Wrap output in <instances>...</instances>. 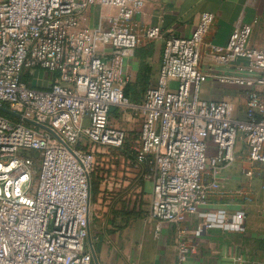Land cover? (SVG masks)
<instances>
[{
	"label": "built area",
	"instance_id": "2783aa9c",
	"mask_svg": "<svg viewBox=\"0 0 264 264\" xmlns=\"http://www.w3.org/2000/svg\"><path fill=\"white\" fill-rule=\"evenodd\" d=\"M95 5L117 9L113 24L82 28V14ZM143 5L0 1V264H92L93 180L99 205L121 199L145 221L179 229L196 216L198 237L211 229L245 232L246 206L214 209L210 197L227 194L219 178L224 169L239 162L251 180L264 167V92H245V118L237 120L226 102L203 100L200 91L210 77L203 65L238 59L246 61L248 77H213L264 89V48L250 45L257 21L236 25L225 46L205 41L215 20L210 12L201 14L191 36L165 38L158 81L135 104L125 96V54L162 36L160 26L134 25ZM33 81L47 88L32 87ZM112 108L134 127L113 126ZM239 141L246 158L237 155ZM236 194L251 203L249 191ZM177 252V263L187 264L184 239Z\"/></svg>",
	"mask_w": 264,
	"mask_h": 264
},
{
	"label": "crops",
	"instance_id": "0c3cea01",
	"mask_svg": "<svg viewBox=\"0 0 264 264\" xmlns=\"http://www.w3.org/2000/svg\"><path fill=\"white\" fill-rule=\"evenodd\" d=\"M4 1V0H0ZM144 5L134 16L135 26H160L162 36L138 49L125 54V90L134 99L143 98L146 90L156 85L162 61L164 39L171 36H191L199 24L201 14L210 12L215 20L205 38L218 46H225L238 24L252 23L250 45L264 48V0H143ZM95 5L84 12L80 19L82 28L105 29L113 24L117 9ZM246 63L238 59L228 66L203 65L202 70L210 75L204 83V92L209 91L207 101H224L228 104L229 117L237 120L245 118L247 90L264 92L258 86L246 89L239 85L220 83L213 75L229 74L248 77ZM239 158H246L245 144L237 143ZM239 165L240 172L241 164ZM257 174L250 180L240 177L232 167L224 169L220 178L227 191L223 197H210V207L235 211L243 209V198L236 194L239 188L249 191L251 203L245 207L247 213L246 230L243 233L211 229L202 236H195L199 222L196 216L179 229L165 223L152 221L160 227L156 236L152 228V238L142 241L141 228L145 217L136 212L129 216H116L101 231L95 234L94 249L99 264H178L177 243L184 239L190 246L187 264H264V167H256ZM120 228H114L116 223ZM144 222V223H143ZM154 222V223H153ZM110 225V226H109ZM147 226L150 225L146 224ZM187 234L182 235L184 230ZM241 258V261H236ZM94 263V261H93ZM92 263V264H93Z\"/></svg>",
	"mask_w": 264,
	"mask_h": 264
},
{
	"label": "rangeland",
	"instance_id": "374dc122",
	"mask_svg": "<svg viewBox=\"0 0 264 264\" xmlns=\"http://www.w3.org/2000/svg\"><path fill=\"white\" fill-rule=\"evenodd\" d=\"M116 10V9H115ZM204 85V84H203ZM202 85L201 87V91H200V98L201 99H207L209 98L208 94L209 91H205L204 92V86ZM10 116V114H8ZM110 123L113 126H116L118 128H122V129H126L129 130L131 128H133V125H130L126 122L125 117L121 116V113L118 115L116 114V110L114 108L111 109L110 111ZM39 166V163H36V167ZM233 171H238L240 177H242V179L245 180V176L243 174H241L240 169H239V165L238 164H234L232 166ZM152 185L150 183H147V185L145 186V193L146 194H151L152 193ZM249 204L245 203L244 206H248ZM130 212V211H129ZM110 209L103 205H99L98 204V196H93L92 195V201H91V236L93 238V245L95 244V232L96 231H101V229H103L105 226L108 225V221H109V217H110ZM144 223V222H143ZM149 226H147L146 224H149ZM152 220H146L144 226H142V228L140 229L142 233V241H144V238H148L150 240V238H152V234H153V230L154 229V233H155V225L151 224ZM154 223V222H153ZM122 225V223H116L114 228H120ZM110 226V225H109ZM93 264H96L95 262Z\"/></svg>",
	"mask_w": 264,
	"mask_h": 264
},
{
	"label": "trees",
	"instance_id": "16d2710c",
	"mask_svg": "<svg viewBox=\"0 0 264 264\" xmlns=\"http://www.w3.org/2000/svg\"><path fill=\"white\" fill-rule=\"evenodd\" d=\"M147 91V90H146ZM125 96L130 100L131 103H141L143 98H137L134 99L132 96H130L126 90H125ZM116 110V114L118 115V113L120 114V110L117 108H114ZM5 114H8L7 112H2ZM98 181L97 180H93L92 182V195L93 196H98ZM110 209V217H109V221H113L114 218L118 215L120 216H129L130 212L125 210V203L121 200V199H116L114 198L113 201L111 202L110 205L107 206ZM140 214V213H139ZM108 221V222H109ZM95 234H97L98 236V231L95 232Z\"/></svg>",
	"mask_w": 264,
	"mask_h": 264
},
{
	"label": "water",
	"instance_id": "95a60500",
	"mask_svg": "<svg viewBox=\"0 0 264 264\" xmlns=\"http://www.w3.org/2000/svg\"><path fill=\"white\" fill-rule=\"evenodd\" d=\"M39 75H42V73H39ZM50 86V85H49ZM32 87H36V88H47V84H41L40 82H36V81H33L32 82ZM2 111L4 112H7V113H10L7 109L5 108H2L1 109ZM25 122L29 123V124H35L33 123L32 121L30 120H27L25 119ZM31 156L35 157L36 154L35 153H30ZM88 244H89V247H90V250H91V253H92V256H93V261L96 263V264H99L98 263V259H97V256H96V252H95V249H94V245H93V238L91 236V229L90 227L88 228Z\"/></svg>",
	"mask_w": 264,
	"mask_h": 264
}]
</instances>
